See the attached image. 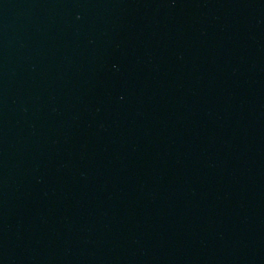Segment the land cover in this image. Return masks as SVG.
<instances>
[{
    "label": "water",
    "instance_id": "95a60500",
    "mask_svg": "<svg viewBox=\"0 0 264 264\" xmlns=\"http://www.w3.org/2000/svg\"><path fill=\"white\" fill-rule=\"evenodd\" d=\"M0 264H264V0H0Z\"/></svg>",
    "mask_w": 264,
    "mask_h": 264
}]
</instances>
